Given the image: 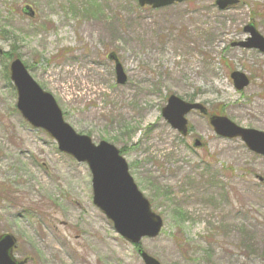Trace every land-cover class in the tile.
<instances>
[{
  "label": "rangeland",
  "instance_id": "rangeland-1",
  "mask_svg": "<svg viewBox=\"0 0 264 264\" xmlns=\"http://www.w3.org/2000/svg\"><path fill=\"white\" fill-rule=\"evenodd\" d=\"M240 1L220 11L214 0L158 9L136 0H0V235L16 239L17 260L143 264L93 205L86 164L17 112L13 59L76 132L123 151L163 220L158 237L141 241L144 252L159 264H264V157L217 136L197 112L187 115L184 138L161 116L174 95L264 133V54L231 47L248 37L249 22L264 37V18L250 17L264 14V0ZM233 71L250 80L241 91Z\"/></svg>",
  "mask_w": 264,
  "mask_h": 264
},
{
  "label": "water",
  "instance_id": "water-1",
  "mask_svg": "<svg viewBox=\"0 0 264 264\" xmlns=\"http://www.w3.org/2000/svg\"><path fill=\"white\" fill-rule=\"evenodd\" d=\"M185 0H137L140 7L150 6L158 9L182 3ZM239 4L238 0H216L215 5L220 11ZM25 11L30 9L25 8ZM33 13L30 11V15ZM249 37L242 42L232 44L246 50L255 49L264 53V37L252 24L243 28ZM1 54V50H0ZM114 62L116 83L124 85L126 75L115 54L108 55ZM230 78L237 91L248 86L249 80L240 72H232ZM10 80L16 94V109L22 118L36 129H43L57 144L58 151L71 156L78 163H86L91 173L93 204L113 224L115 232L126 242L139 245L143 238H156L163 226L162 219L153 213L149 202L138 191L132 178L128 174V167L118 150L101 141L97 146L85 135L77 134L64 122L60 109L54 98L43 91L30 77L19 60L10 65ZM198 111L206 115V109L198 103H188L171 95L167 99L161 114L163 119L182 136L187 134L186 116ZM209 125L214 133L225 139L239 138L249 151L264 157V133L252 129H243L221 116H211ZM200 142L195 140L193 147H199ZM15 238L9 234L0 235V264H25L13 257ZM138 254L144 264H159L141 249Z\"/></svg>",
  "mask_w": 264,
  "mask_h": 264
},
{
  "label": "trees",
  "instance_id": "trees-1",
  "mask_svg": "<svg viewBox=\"0 0 264 264\" xmlns=\"http://www.w3.org/2000/svg\"><path fill=\"white\" fill-rule=\"evenodd\" d=\"M92 4H93V2H92ZM92 15H95V13H91ZM250 17H251V19L253 20L254 18H257V17H262V18H264V14L263 13H261V12H257V11H251V13H250ZM217 115H223L222 114V112H218V113H216ZM121 152H123L122 150H121ZM120 152V153H121ZM166 195V194H165ZM166 197H168L167 195H166ZM169 198V197H168Z\"/></svg>",
  "mask_w": 264,
  "mask_h": 264
}]
</instances>
